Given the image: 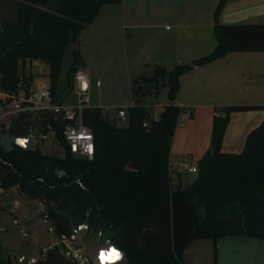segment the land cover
I'll list each match as a JSON object with an SVG mask.
<instances>
[{
  "label": "trees",
  "instance_id": "16d2710c",
  "mask_svg": "<svg viewBox=\"0 0 264 264\" xmlns=\"http://www.w3.org/2000/svg\"><path fill=\"white\" fill-rule=\"evenodd\" d=\"M14 19L0 24V88L12 94L22 86L19 61L41 60L50 67L53 102L62 105L72 91L81 64L68 71L64 98L57 94L66 50L78 42L104 6L123 0H14ZM230 0H220L215 11L214 51L171 71L158 69L153 80L168 76L169 99L158 121L148 108L127 109V124L119 126L101 108L84 107L82 122L95 136L94 160L76 158L62 135V126L48 115L64 157L47 156L37 142L33 151L0 146V190L19 188L38 200L58 235L73 233L86 222L91 238L103 231L108 241L127 254L130 264H185L184 252L196 240L211 239L215 257L222 238L245 236L264 241V119L248 134L239 154L222 151L234 113L264 111V106L216 108L210 147L197 161V179L174 187L170 154L176 129L186 108L175 105L180 78L231 53L264 52V23L221 24L219 14ZM26 82V81H25ZM150 123L146 128L144 124ZM49 128L46 129V131ZM28 137L24 124L0 125L1 136ZM44 255V252H41ZM0 264L6 263L0 259ZM37 264H59L52 250Z\"/></svg>",
  "mask_w": 264,
  "mask_h": 264
},
{
  "label": "rangeland",
  "instance_id": "374dc122",
  "mask_svg": "<svg viewBox=\"0 0 264 264\" xmlns=\"http://www.w3.org/2000/svg\"><path fill=\"white\" fill-rule=\"evenodd\" d=\"M219 2L220 0H126L124 8L126 12H123V8L109 6L113 7L111 9L114 11L108 13L104 11L95 26L84 30L77 44H72L66 50L58 82V96L62 99L65 96L68 71L75 60L74 52L78 50L81 54L80 66L89 75L91 82L89 106L100 103L104 106H118L130 103L134 97V102L151 106L149 119L157 118L163 108L172 103L168 95L167 77L157 78L155 81L152 77L158 69L169 72L178 65L190 64L214 51L217 45L214 33L215 11ZM17 6L14 0H0V24L5 19L15 18ZM251 12L252 8L237 10L235 7H225L218 18L221 24L264 23L263 15L257 19ZM167 27L171 31H167ZM106 32L109 37H103ZM92 40L98 43H91ZM49 71L47 64H42L36 71H28V64L21 65L22 88L28 93L32 91L27 90L30 78L25 75L36 72L46 75L38 77L34 90L49 88L50 78L47 75ZM97 80H100L101 88L95 86ZM225 93L221 87L206 96L202 94L193 97L183 92L182 100L189 105L195 104L190 106L194 116L190 117V113L186 112L182 114L177 130V139L181 144H177V147L186 141V146L191 147V137L201 134L202 128H199L201 121L198 120L199 105L216 103V108H222L220 104L227 100ZM63 104L67 107L76 106L75 92L71 91ZM105 113L111 120L115 114L119 126L126 125V120L117 117V110L108 107ZM47 121V114L36 113L21 115L13 120L6 119L2 125L8 129L17 122L24 124L28 138H33L39 143V149L44 155L64 157L65 150L59 142L57 133L50 129ZM47 128L49 130L46 131ZM197 154L198 151L191 157L194 165H197L199 160ZM175 165L172 172L174 185L179 180L177 172L182 173L183 187L191 185L197 179V174L182 172L179 163ZM16 202H19V205L14 207ZM1 203L4 206V212L0 215L1 260L11 264H27L20 262L22 256L39 257L42 247L51 246L59 264H74L63 248L56 245L59 235L53 224L46 223L41 216L44 207L42 209V204L38 200L27 197L19 188L14 187L1 196ZM14 221H18L19 225H14ZM22 229L28 231V237L22 236ZM238 240L257 241L245 236L227 237L222 240L220 253L225 254L230 250L245 251L246 247L242 242H233L234 244L229 242ZM196 243L199 244L185 250L187 259L196 248H200L206 257L215 255L211 239L198 240ZM257 243L264 245V241L258 240ZM262 254L264 255L263 250ZM41 258H45V253L39 257Z\"/></svg>",
  "mask_w": 264,
  "mask_h": 264
},
{
  "label": "crops",
  "instance_id": "0c3cea01",
  "mask_svg": "<svg viewBox=\"0 0 264 264\" xmlns=\"http://www.w3.org/2000/svg\"><path fill=\"white\" fill-rule=\"evenodd\" d=\"M125 3L126 0H123V3L120 5H109V6H117V8L124 9L126 8ZM109 6L102 7L99 15L96 17L94 22L86 26L81 31L80 35L87 28H92L93 26H95L99 16H101V14H103L104 11H107V13L114 11L113 9H111L113 7H109ZM226 7L228 8L235 7L237 8V10L245 7L247 9L252 8L251 14L254 18L258 19L262 15L264 17V1L262 0H231L230 2H228ZM123 12H126V10L124 9ZM166 30L171 31L170 29H166ZM104 36L109 37L110 35H108V33L106 32L103 35V37ZM91 43H98V41L92 40ZM23 64H28V71H32V70L36 71L41 68L42 64L45 63L41 60H37V61L20 60L19 72H20V66ZM79 69L83 70L82 66H80ZM49 74L50 71L47 75L49 76ZM42 75L44 76L46 74H40L36 72L25 75L26 77L30 78L28 80L29 82H27L28 85L27 90L30 89L33 91L36 88L35 85H36V81L38 80V77ZM87 76L89 77L88 74ZM165 77H167L168 79L167 75ZM153 78L154 77H152V79ZM40 85L41 83L39 82L38 86ZM101 87L102 85L97 88H101ZM220 87L224 89V91L226 92L225 96H227V100H225L223 104H220L222 107L235 106V105L264 106V52L231 53L225 56L224 58L219 59L209 65H206L204 67H197L193 69L191 72L180 78V90L173 103L180 107L186 108L185 112L190 113V117H193L194 113L191 111L190 106L195 104H190V105L186 104L185 101L182 100L183 98H181L183 92H187L189 96H193V97L202 94L206 96V95H210L211 92L213 91L215 92ZM20 92L28 93V91L24 90L22 86ZM134 101L135 98L132 97V101L130 103L126 102L123 105L104 106L102 103H100V104H96V106L94 107L101 108L105 115H106L105 111L108 109V107L117 110L118 113V110L122 108L128 109L129 107L134 105H144L148 108L149 111L151 106H149L148 104H140L139 102H134ZM215 105L217 104L204 103L199 105L200 111L198 113V120L201 121V123H199L200 125L199 124L198 125L199 128H202V131L199 136L197 134L196 137H191L192 148L189 145L186 146L187 141L183 142L182 145H179V147H177V144H181L180 142H178L179 139H177V135H178L177 130L179 128V123H178L174 140L172 143L170 163L180 164L186 158H190L192 160L191 157H193V154L196 153V151H198L197 155H199V160L205 155V153L208 151L210 147L213 120L214 117L216 116L215 109L217 106ZM112 119L116 120L115 114H114V118ZM263 119H264V111L240 112V113L232 114L231 122L228 126V129L224 137L222 151L224 153H236V154L241 153L243 151L248 134L251 132V130L258 127L262 123ZM185 139L186 136L184 137V140ZM172 172H171V176H172ZM177 174L179 180L177 184L174 185L172 179V184L174 187H177L178 185H181L183 187L182 173L177 172ZM43 207L44 206L42 205V209ZM236 237H244V236H236ZM224 239L225 238H222L218 242L216 257L215 255L213 257L210 255L206 257V255H203V252L200 250V248H196L193 250L191 257L187 259L185 254L186 251L191 246L193 248L194 244H199L196 243V241L198 242V240L194 241L184 252L185 264H264V255L262 254V250L264 251V245H258L257 239L252 238V240H257V241H240V240L229 241L232 242L231 244H234L233 242L236 243L242 242L245 245L246 249L243 252L230 250V252L225 254L220 253V249L222 248L221 247L222 240ZM56 245H58V243H56ZM48 250L53 251V248L51 246H46L41 248V252L43 251L44 253H46ZM39 257L32 256L30 258L39 259Z\"/></svg>",
  "mask_w": 264,
  "mask_h": 264
},
{
  "label": "built area",
  "instance_id": "2783aa9c",
  "mask_svg": "<svg viewBox=\"0 0 264 264\" xmlns=\"http://www.w3.org/2000/svg\"><path fill=\"white\" fill-rule=\"evenodd\" d=\"M167 29H169L167 27ZM96 86H101L100 81H96ZM91 82L85 71L79 69L76 71L73 78L72 91L77 96V105L67 107L64 104L58 105L53 102L50 87L34 90L29 93H22L20 90L17 93H8L0 88V125L6 119H15L21 115H29L36 113H46L49 116H54L58 110L63 111L64 123L62 126V135L68 146L69 151L76 158L94 160L95 157V136L93 131L86 127L82 122V110L90 104ZM117 117L121 120H126L127 109L118 110ZM158 121V117L154 118ZM146 128L150 127V123L144 124ZM33 139V138H31ZM37 142V141H36ZM170 172L173 171L175 164L170 163ZM182 172L198 174V167L192 163L190 158L184 159L180 164ZM2 193V191L0 190ZM19 202L14 204L18 206ZM4 212V206L1 203L0 197V215ZM45 222H50L47 216H44ZM51 223V222H50ZM14 225H19L18 221H14ZM24 238L28 237L26 229L21 230ZM77 234L75 232L59 235L58 245H60L65 254L72 259L74 264H93L83 248L77 247ZM39 259L22 256L20 262L27 264H37Z\"/></svg>",
  "mask_w": 264,
  "mask_h": 264
},
{
  "label": "water",
  "instance_id": "95a60500",
  "mask_svg": "<svg viewBox=\"0 0 264 264\" xmlns=\"http://www.w3.org/2000/svg\"><path fill=\"white\" fill-rule=\"evenodd\" d=\"M53 117L60 125L64 123L62 110L56 111ZM36 145L37 142L31 138L18 137L10 133L2 135L0 140V146L7 153L12 152L14 146H18L26 151H33ZM31 219H34V217ZM6 231L4 230V232ZM74 232L78 237L77 247L86 250L93 264H130V260L125 252L112 245L108 239L105 242L102 241L103 231H100L96 238H91L89 226L86 222L78 229L74 228Z\"/></svg>",
  "mask_w": 264,
  "mask_h": 264
}]
</instances>
